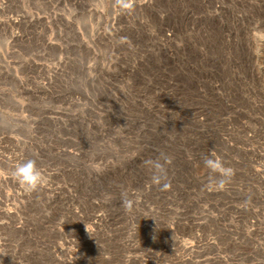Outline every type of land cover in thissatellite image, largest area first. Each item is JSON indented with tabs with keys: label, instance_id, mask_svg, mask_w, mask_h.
Segmentation results:
<instances>
[{
	"label": "rangeland",
	"instance_id": "1",
	"mask_svg": "<svg viewBox=\"0 0 264 264\" xmlns=\"http://www.w3.org/2000/svg\"><path fill=\"white\" fill-rule=\"evenodd\" d=\"M132 2L0 0V264H264V0Z\"/></svg>",
	"mask_w": 264,
	"mask_h": 264
},
{
	"label": "clouds",
	"instance_id": "2",
	"mask_svg": "<svg viewBox=\"0 0 264 264\" xmlns=\"http://www.w3.org/2000/svg\"><path fill=\"white\" fill-rule=\"evenodd\" d=\"M116 3L124 9L133 7L132 0H116ZM171 162L170 157H164L163 163L159 158L145 161V164L150 165L153 169L151 183L160 186L162 191L171 187L170 183L167 182V169L165 167L166 164H171ZM204 165L210 170L209 186H214L217 190L224 189L235 175V170L230 166H226L215 152L204 158ZM12 175L22 186L23 191L28 194L37 191L42 184L47 182V177L37 167L36 161L32 159L17 164ZM122 203L126 209H130L132 206V201L127 198H124Z\"/></svg>",
	"mask_w": 264,
	"mask_h": 264
},
{
	"label": "bare ground",
	"instance_id": "3",
	"mask_svg": "<svg viewBox=\"0 0 264 264\" xmlns=\"http://www.w3.org/2000/svg\"><path fill=\"white\" fill-rule=\"evenodd\" d=\"M250 57H249V59H251L252 60V58H251V55H249ZM256 57V56H255ZM264 64V63H263ZM201 238H202V236L201 235H199V234H196L195 236H194V240H201ZM240 244H238V246H239ZM236 247V246H235ZM240 248V247H239ZM236 249V248H235Z\"/></svg>",
	"mask_w": 264,
	"mask_h": 264
}]
</instances>
